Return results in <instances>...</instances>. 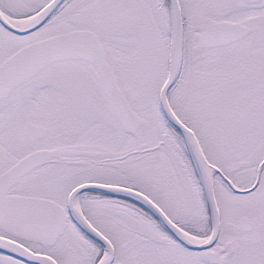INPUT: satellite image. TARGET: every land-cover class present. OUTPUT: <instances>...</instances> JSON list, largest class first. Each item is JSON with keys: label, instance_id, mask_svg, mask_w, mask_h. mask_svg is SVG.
Here are the masks:
<instances>
[{"label": "snow or ice", "instance_id": "snow-or-ice-1", "mask_svg": "<svg viewBox=\"0 0 264 264\" xmlns=\"http://www.w3.org/2000/svg\"><path fill=\"white\" fill-rule=\"evenodd\" d=\"M0 264H264V0H0Z\"/></svg>", "mask_w": 264, "mask_h": 264}]
</instances>
